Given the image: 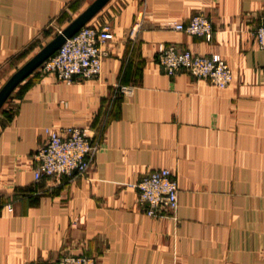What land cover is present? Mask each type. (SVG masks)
Instances as JSON below:
<instances>
[{
  "label": "crops",
  "instance_id": "1",
  "mask_svg": "<svg viewBox=\"0 0 264 264\" xmlns=\"http://www.w3.org/2000/svg\"><path fill=\"white\" fill-rule=\"evenodd\" d=\"M97 1L0 0V92ZM197 13L211 42L168 27ZM263 14L264 0H107L84 23L113 33L100 76L64 83L36 68L19 82L0 109V264H264ZM169 44L219 54L232 82L164 74L156 55ZM66 126L98 146L90 172L34 180L44 129ZM162 168L178 206L150 217L129 184Z\"/></svg>",
  "mask_w": 264,
  "mask_h": 264
},
{
  "label": "built area",
  "instance_id": "2",
  "mask_svg": "<svg viewBox=\"0 0 264 264\" xmlns=\"http://www.w3.org/2000/svg\"><path fill=\"white\" fill-rule=\"evenodd\" d=\"M168 27L206 42L212 41L214 33L212 21L204 13L194 14L186 23L170 22ZM141 28L142 21H136L129 31L130 38H135ZM112 39L109 27L85 25L42 62L38 72L40 75L52 74L64 83L76 78H96L100 76L103 59L108 54L104 45ZM253 39L256 46L264 50V14L253 32ZM156 62L168 76L186 72L220 89L233 80L232 70L219 54L200 55L169 44L158 52ZM118 90L123 94L132 92L128 86H118ZM44 134L45 139L34 155L37 163L33 171L34 180L88 175L98 146L92 143L84 129L79 126L48 127ZM129 187L136 190L138 205L147 216L174 212L178 206V185L174 174L167 168L152 170ZM40 264H96V261L85 255H66Z\"/></svg>",
  "mask_w": 264,
  "mask_h": 264
},
{
  "label": "water",
  "instance_id": "3",
  "mask_svg": "<svg viewBox=\"0 0 264 264\" xmlns=\"http://www.w3.org/2000/svg\"><path fill=\"white\" fill-rule=\"evenodd\" d=\"M107 0H98L88 11H86L76 22H74L67 29L60 31L57 37L37 56L31 59L27 64L20 68L7 82L0 92V109L5 100L15 88L32 71L38 68L42 62L49 58L59 47L66 41V39L73 36L81 27H83L87 19H89Z\"/></svg>",
  "mask_w": 264,
  "mask_h": 264
},
{
  "label": "rangeland",
  "instance_id": "4",
  "mask_svg": "<svg viewBox=\"0 0 264 264\" xmlns=\"http://www.w3.org/2000/svg\"><path fill=\"white\" fill-rule=\"evenodd\" d=\"M56 31H57L56 33H59L61 30L60 29H57Z\"/></svg>",
  "mask_w": 264,
  "mask_h": 264
}]
</instances>
